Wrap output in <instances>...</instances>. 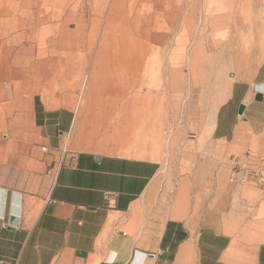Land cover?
Segmentation results:
<instances>
[{
	"label": "crops",
	"instance_id": "1",
	"mask_svg": "<svg viewBox=\"0 0 264 264\" xmlns=\"http://www.w3.org/2000/svg\"><path fill=\"white\" fill-rule=\"evenodd\" d=\"M154 4L160 31L149 35L160 44L203 15V0ZM6 19L29 21L1 11ZM115 32L74 108L65 68L75 62L33 59V36L6 39L0 29V68L10 69L0 77L12 79L0 97V264H264L254 174L264 161V17L219 23L203 30L212 39L190 47L195 94L159 157L73 143L88 111L146 112L147 64L119 60L131 50L123 41L138 42L132 51L141 57L137 36L147 33Z\"/></svg>",
	"mask_w": 264,
	"mask_h": 264
},
{
	"label": "rangeland",
	"instance_id": "2",
	"mask_svg": "<svg viewBox=\"0 0 264 264\" xmlns=\"http://www.w3.org/2000/svg\"><path fill=\"white\" fill-rule=\"evenodd\" d=\"M54 1L0 0V12H10L29 20L22 25L20 20L6 19L4 25L0 21V29L6 31V39L16 37L28 41V37L33 36L32 43L37 50L30 54L33 59L63 58L75 62V68L73 65L65 68L68 73L66 81L73 82L65 88L74 90L71 94L74 108L81 99L83 83L91 77L94 61L98 60L101 54L108 53L111 32L109 20L115 19L111 29L116 30L117 34H122L124 30L126 21L123 18H126L130 32L139 34L140 29L147 33L137 36L141 56L146 63L149 62L143 68L146 73V112H134L129 109L109 114L88 111L81 137L76 142L72 140L79 148L105 150L122 147L130 153L146 157H159L169 153L177 116L185 112L195 94L192 75L187 67L190 47L198 41L211 38L203 37V30L215 28L219 23L222 28H231L234 21L246 26L251 24V19L264 17V7L256 11L254 6L264 4V0H203V15L196 16L189 29L183 26L176 32L172 31L171 37L160 44L149 35L155 30L158 31L160 25V21L157 23L155 18V0H71L70 4L60 0ZM182 1L184 4L192 2ZM113 7H116V12L112 11ZM155 38L157 41L161 40L160 35H155ZM114 40L116 39H112ZM241 40L246 44L249 38L243 37ZM63 45H76V48L73 51H64ZM1 70L7 71L4 68H0V72ZM11 80L9 75L0 77L1 98L10 94ZM42 88L43 92L48 94L47 87ZM148 91L153 93V100L148 97ZM71 95H60L54 103L67 104V98Z\"/></svg>",
	"mask_w": 264,
	"mask_h": 264
},
{
	"label": "bare ground",
	"instance_id": "3",
	"mask_svg": "<svg viewBox=\"0 0 264 264\" xmlns=\"http://www.w3.org/2000/svg\"><path fill=\"white\" fill-rule=\"evenodd\" d=\"M115 20V19H114ZM113 20V21H114ZM113 21H112V19H110L109 20V32H110V34H112V32H113V29H111V27H112V24H113ZM111 29V30H110ZM127 30H128V27H127V22L125 23V25H124V30H123V32H125V34H126V32H127ZM137 43L138 42H135V43H132L131 41H123V43H121L120 44V46L122 45V47H123V45L124 46H129V48L131 49V50H128V51H123V52H121V58H120V60L119 61H122L123 60V62H129L130 64H132V66H135V65H137L138 63H142V62H144V60H143V58H142V56L140 57L136 52H134V51H132L133 49H135L136 48V46H137ZM110 45V44H109ZM146 63V62H145ZM147 63H149V62H147ZM146 63V64H147ZM122 64V63H121ZM125 66H127L126 64H124Z\"/></svg>",
	"mask_w": 264,
	"mask_h": 264
},
{
	"label": "built area",
	"instance_id": "4",
	"mask_svg": "<svg viewBox=\"0 0 264 264\" xmlns=\"http://www.w3.org/2000/svg\"><path fill=\"white\" fill-rule=\"evenodd\" d=\"M257 186L262 190L264 196V161L254 170Z\"/></svg>",
	"mask_w": 264,
	"mask_h": 264
},
{
	"label": "water",
	"instance_id": "5",
	"mask_svg": "<svg viewBox=\"0 0 264 264\" xmlns=\"http://www.w3.org/2000/svg\"><path fill=\"white\" fill-rule=\"evenodd\" d=\"M242 109V108H241Z\"/></svg>",
	"mask_w": 264,
	"mask_h": 264
}]
</instances>
